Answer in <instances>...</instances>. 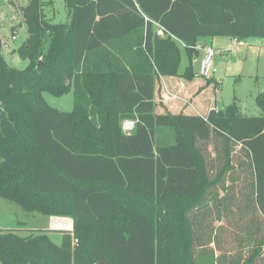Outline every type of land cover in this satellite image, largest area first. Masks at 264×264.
Masks as SVG:
<instances>
[{"label":"trees","instance_id":"1","mask_svg":"<svg viewBox=\"0 0 264 264\" xmlns=\"http://www.w3.org/2000/svg\"><path fill=\"white\" fill-rule=\"evenodd\" d=\"M64 2L65 24L53 0L19 9L24 69L0 36V198L73 230L60 245L0 230L1 264H264V89L253 117L237 98L206 114L156 102L162 78L216 86L194 77L200 39L264 41V0ZM72 89L73 112L44 100Z\"/></svg>","mask_w":264,"mask_h":264},{"label":"rangeland","instance_id":"2","mask_svg":"<svg viewBox=\"0 0 264 264\" xmlns=\"http://www.w3.org/2000/svg\"><path fill=\"white\" fill-rule=\"evenodd\" d=\"M53 1L52 6L46 5L47 17L53 20L55 24L67 23L72 15L67 11L64 0ZM27 2L28 0H0V36L3 41V55L10 66L20 70L28 64L19 55V49L28 38L26 27L23 25L22 13L19 9L25 6ZM108 10L109 17L117 16V13L123 14L120 11ZM202 40H208V43L212 41L208 38ZM212 45L216 55L211 77L208 79L214 78L217 84L215 87L207 88L204 95L210 106L199 107L195 100L198 98V91L192 88V85L197 84V88L198 84H202L206 80L192 83L179 77H170L162 78L156 94L157 109L162 110L164 106L173 113L183 111L192 114H205L208 110L214 109L216 105L219 109L224 110L237 98L242 114L249 117L259 116L260 111L256 104V97L264 89V41L259 38H248L239 44H235L231 38L224 36L213 38ZM180 47L182 62L179 75H183L187 67V57L182 45ZM199 63L200 60L193 64L195 71L199 70ZM190 86L191 90H187ZM43 96L46 104L53 109L61 112L74 111L73 89L62 97H55L49 93H45ZM204 98H201V104H204ZM215 101L216 105H213ZM131 131L125 132L130 133ZM18 223L22 224L20 228ZM68 223H71L73 227L72 221H68ZM0 228L14 230L19 228L17 232L22 235L39 230L47 231L57 245L61 244L63 231H67L53 230L51 218L25 212L14 203L2 198H0Z\"/></svg>","mask_w":264,"mask_h":264},{"label":"built area","instance_id":"3","mask_svg":"<svg viewBox=\"0 0 264 264\" xmlns=\"http://www.w3.org/2000/svg\"><path fill=\"white\" fill-rule=\"evenodd\" d=\"M156 27V31H157V35L158 36H165L166 34V31L165 29L159 25L158 23H153ZM15 39V38H14ZM199 50L203 51V56H202V59H201V63H200V67H199V70L197 72H195L194 74V77L196 79H208L211 77V73H212V69H213V61H214V58H215V55H216V51L213 47L211 46H205V47H199L198 48ZM134 128V123L133 122H129V121H125V123L123 124V129L124 131H131L132 129ZM59 221H61L62 223H64L65 221L62 220V219H59ZM71 228V229H69ZM72 224L68 227H63L61 226L60 228H57V229H60L61 230H73L72 229Z\"/></svg>","mask_w":264,"mask_h":264},{"label":"crops","instance_id":"4","mask_svg":"<svg viewBox=\"0 0 264 264\" xmlns=\"http://www.w3.org/2000/svg\"><path fill=\"white\" fill-rule=\"evenodd\" d=\"M202 39H200L199 40V44H202V45H199V47H203V45H205V46H211V47H213V45H212V43H213V39H210V40H212V41H210L209 43L205 40H202ZM233 42L235 43V44H239L240 42H238V41H235V40H233ZM198 47V48H199ZM202 56H203V51H199V57L198 58H196L195 59V61H194V64L197 62V61H199L200 60V63H201V59H202ZM187 57V56H186ZM188 58H187V66H188ZM200 63H199V66H200ZM198 69H199V67H198ZM198 70H196V72H197ZM214 79V78H213ZM199 80H196L195 82H198ZM195 82H192V83H195ZM204 85H205V83H202V84H198V87L196 88V86H197V84H194V85H192V88H195L196 89V91H198V95H197V97L198 98H196L195 100L198 102V106L199 107H208V106H210L209 105V102H208V100H206L205 98H204V95H205V91L207 90V89H202L203 87H204ZM187 90H191V86L189 87V89H187ZM204 98L205 99V101H204V104H201V98ZM213 105H216V101L214 102V104ZM216 109H217V111L218 110H221V109H219L218 107H217V105H216V107H215ZM209 112V110L206 112V113H208ZM205 113V114H206ZM130 122V121H129ZM131 122H133V121H131ZM125 123V122H124ZM134 123V122H133ZM134 126H135V123H134ZM134 129V128H133ZM133 129H132V131H133ZM131 131V132H132ZM130 132V133H131ZM53 219H55V217H53V218H51V220H52V222H53ZM59 219H62V220H64L65 222H68V221H72L73 222V220L72 219H70V218H59ZM53 227V226H52ZM0 230H12V229H10V228H0ZM54 230H55V228H54Z\"/></svg>","mask_w":264,"mask_h":264},{"label":"bare ground","instance_id":"5","mask_svg":"<svg viewBox=\"0 0 264 264\" xmlns=\"http://www.w3.org/2000/svg\"><path fill=\"white\" fill-rule=\"evenodd\" d=\"M71 225V223H68V222H64L62 223L61 221L57 220V219H54L53 222H52V226L53 228L57 229V228H60L61 226H65V227H69Z\"/></svg>","mask_w":264,"mask_h":264},{"label":"water","instance_id":"6","mask_svg":"<svg viewBox=\"0 0 264 264\" xmlns=\"http://www.w3.org/2000/svg\"><path fill=\"white\" fill-rule=\"evenodd\" d=\"M199 57V52H197V54H196V58H198ZM55 219H57V218H55ZM54 220V219H53ZM57 220H59V219H57ZM52 229L54 230V228L52 227Z\"/></svg>","mask_w":264,"mask_h":264}]
</instances>
